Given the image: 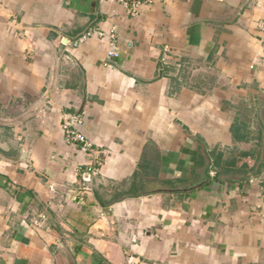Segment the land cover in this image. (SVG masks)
Returning a JSON list of instances; mask_svg holds the SVG:
<instances>
[{"label":"crops","instance_id":"1","mask_svg":"<svg viewBox=\"0 0 264 264\" xmlns=\"http://www.w3.org/2000/svg\"><path fill=\"white\" fill-rule=\"evenodd\" d=\"M135 1L0 0V264H264V0Z\"/></svg>","mask_w":264,"mask_h":264},{"label":"built area","instance_id":"2","mask_svg":"<svg viewBox=\"0 0 264 264\" xmlns=\"http://www.w3.org/2000/svg\"><path fill=\"white\" fill-rule=\"evenodd\" d=\"M117 3L124 6L126 10L129 11L130 15H135L140 8L141 5H143V2L135 1V0H114ZM259 29L264 31V19H262L259 23ZM107 37L110 40V44L113 47L115 35L113 32H109L108 34L104 33L98 28H89L87 31H85L83 34H81L77 39L73 41V46H78L83 43H85L89 39L97 38L102 39ZM109 57L117 58L118 54L117 52L112 48L108 52ZM82 119L80 118H74L69 123H65L63 125V131L65 134V141L70 145H80V148L85 151L89 152L91 154H94V150L91 147V144L88 142L85 135L81 132L80 126L82 125ZM95 171V170H94ZM89 172L87 174V177L89 179L90 174L94 175L95 172ZM259 187H260V198L262 203L264 204V174L260 175L258 177ZM128 264H132L130 261H128Z\"/></svg>","mask_w":264,"mask_h":264},{"label":"trees","instance_id":"3","mask_svg":"<svg viewBox=\"0 0 264 264\" xmlns=\"http://www.w3.org/2000/svg\"><path fill=\"white\" fill-rule=\"evenodd\" d=\"M133 190L135 191V188H134ZM94 193H95L97 199H98L100 202H102L103 204H105V205H108V204L112 203V202H113L115 199H117V198L120 196V194H121V193L116 192L114 197H111L110 200L105 201V199L103 198L102 194H101L98 190L95 189V190H94Z\"/></svg>","mask_w":264,"mask_h":264},{"label":"water","instance_id":"4","mask_svg":"<svg viewBox=\"0 0 264 264\" xmlns=\"http://www.w3.org/2000/svg\"><path fill=\"white\" fill-rule=\"evenodd\" d=\"M263 174H264V170H260V169H259V166H257V167L255 168L254 173H252L251 176H253V177H259L260 175H263Z\"/></svg>","mask_w":264,"mask_h":264}]
</instances>
